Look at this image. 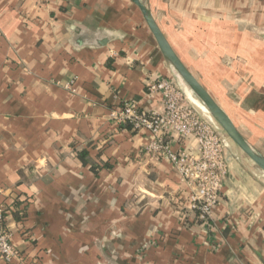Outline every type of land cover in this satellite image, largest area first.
Wrapping results in <instances>:
<instances>
[{
	"label": "crops",
	"instance_id": "0c3cea01",
	"mask_svg": "<svg viewBox=\"0 0 264 264\" xmlns=\"http://www.w3.org/2000/svg\"><path fill=\"white\" fill-rule=\"evenodd\" d=\"M139 1L264 158V0ZM159 79L180 82L131 0H0V228L18 253L0 264H264V172L223 135L197 222L198 188L166 158L196 140L167 129L146 155L152 134L115 119L161 113Z\"/></svg>",
	"mask_w": 264,
	"mask_h": 264
},
{
	"label": "built area",
	"instance_id": "2783aa9c",
	"mask_svg": "<svg viewBox=\"0 0 264 264\" xmlns=\"http://www.w3.org/2000/svg\"><path fill=\"white\" fill-rule=\"evenodd\" d=\"M169 79L147 83V92L160 93L163 101L161 113H143L136 104L126 103L115 114L122 125H130L133 131L146 130L153 138L145 149L146 155L163 154V134L168 129L181 137H193L198 146L197 156L188 153H168L166 158L178 170L183 180L194 183L198 196L191 199V210L197 222H208L212 208L218 201V194L227 173L224 160V136L212 121L195 109L185 97L183 90ZM197 108V107H196ZM209 122H207V121ZM6 211L0 209V222ZM18 256L8 241V235L0 228V260L10 263Z\"/></svg>",
	"mask_w": 264,
	"mask_h": 264
},
{
	"label": "water",
	"instance_id": "95a60500",
	"mask_svg": "<svg viewBox=\"0 0 264 264\" xmlns=\"http://www.w3.org/2000/svg\"><path fill=\"white\" fill-rule=\"evenodd\" d=\"M131 2L140 11L146 26L148 27L157 44L160 53L174 70L176 75L185 82L193 96L206 109V112L214 119V121L217 123L216 125L224 133L227 139L231 141L254 165H256V167L264 172V158L256 153L254 149L248 145V143L235 128L229 117L217 105L208 92L200 85L196 78L182 64L142 3L139 0H131Z\"/></svg>",
	"mask_w": 264,
	"mask_h": 264
},
{
	"label": "rangeland",
	"instance_id": "374dc122",
	"mask_svg": "<svg viewBox=\"0 0 264 264\" xmlns=\"http://www.w3.org/2000/svg\"><path fill=\"white\" fill-rule=\"evenodd\" d=\"M176 83V82H175ZM177 85V87L180 89V90H183V85H182V83L181 82H177L176 83ZM188 90V89H187ZM190 91V90H189ZM184 95H185V97L188 99V101L191 103V105H193V107L195 108V109H198V111L200 112V113H202L203 115H204V117H205V119H209L210 121H212L213 123H215V124H217L215 121H214V119L208 114V113H205V111L202 109V105L199 103V101L197 100V102L199 103H197L196 101H194L193 100V95H191L188 91H187V94H185L184 93ZM201 105V106H200ZM197 107V108H196ZM222 132V131H221ZM222 134L224 135V133L222 132ZM226 137V136H225ZM227 138V137H226Z\"/></svg>",
	"mask_w": 264,
	"mask_h": 264
},
{
	"label": "bare ground",
	"instance_id": "6f19581e",
	"mask_svg": "<svg viewBox=\"0 0 264 264\" xmlns=\"http://www.w3.org/2000/svg\"><path fill=\"white\" fill-rule=\"evenodd\" d=\"M178 77V79H179V81L183 84V86L185 87V89H188L187 91L191 94V95H193L192 93H191V91H189L190 89L186 86V84H185V82L179 77V76H177ZM193 97V100L194 101H196L197 102V100L194 98V96H192ZM198 103V102H197ZM199 104V103H198ZM201 106V105H200ZM202 107V109L205 111V113H207L206 112V109L203 107V106H201Z\"/></svg>",
	"mask_w": 264,
	"mask_h": 264
},
{
	"label": "trees",
	"instance_id": "16d2710c",
	"mask_svg": "<svg viewBox=\"0 0 264 264\" xmlns=\"http://www.w3.org/2000/svg\"><path fill=\"white\" fill-rule=\"evenodd\" d=\"M127 129H129V130H133L132 128H131V126L130 125H124ZM86 155V153L85 152H82V153H80L79 154V158L80 159H82L83 160V158H84V156Z\"/></svg>",
	"mask_w": 264,
	"mask_h": 264
}]
</instances>
